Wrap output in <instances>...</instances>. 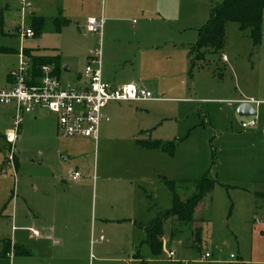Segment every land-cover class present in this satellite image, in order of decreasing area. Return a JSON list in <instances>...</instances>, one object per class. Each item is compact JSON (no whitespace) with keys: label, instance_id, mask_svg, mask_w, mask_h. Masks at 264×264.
<instances>
[{"label":"rangeland","instance_id":"rangeland-1","mask_svg":"<svg viewBox=\"0 0 264 264\" xmlns=\"http://www.w3.org/2000/svg\"><path fill=\"white\" fill-rule=\"evenodd\" d=\"M173 1L171 10L155 16L141 14L131 0H115V10L110 11L107 5L105 12L93 16L102 21L101 36L87 32L86 20L79 19L63 34L45 28L43 34L25 38L21 32L29 27L32 14L22 10L20 0H0V47L10 49L0 53V90L17 67L18 52L23 48L39 46L47 52V48H58L62 54L60 80L66 85L73 84L76 74L84 71L85 54L101 42L103 62L111 76L108 82L140 85L146 81L143 87L156 98L109 112V128L100 131L96 143L58 135L56 117L47 110L37 112V120L24 115L12 163L2 137L12 114H4L5 107L0 106V264H32L31 259L12 252L4 256L5 242H11V247L29 236L30 211L41 202L44 179L54 176L62 188L71 189L73 184L60 181L74 171L86 180V223L93 222V208L97 218L84 249L87 264H129L135 239L140 237L138 229L134 232L128 223L118 222L122 211L105 207L99 214L102 175L111 178L108 186L114 195L118 178H146L141 187L151 196L144 195L146 201L137 221L147 223L172 205L165 180L176 182L175 190L184 201L193 191L192 182L205 173L215 180V187L203 198L201 211L193 215L203 219L200 243H192L197 240L196 225L168 220L158 256L151 255L145 243H138L136 250L147 264H264V199L256 200L262 210L255 209L253 195L241 189L264 192V40L254 47L249 29L240 30L238 24L228 22L223 49L213 52L209 48L191 67L187 50L196 42L197 30L206 22L210 7L222 0ZM262 27L264 35V13ZM155 33L161 38L154 37ZM149 40L176 46L174 55L159 53V84L155 87L148 82L153 77L139 71L144 68L142 57H133L138 42L147 45ZM165 60L169 66L164 65ZM64 65L69 72H64ZM234 100H249L256 114L239 116ZM250 121L254 125L242 127ZM148 135L175 145L173 157L164 155V160H157L160 172L146 164L150 161L147 151L136 143ZM63 155L68 159L61 162ZM169 251H173L172 257ZM205 253L209 257L203 259ZM135 260L131 264H141Z\"/></svg>","mask_w":264,"mask_h":264},{"label":"crops","instance_id":"crops-1","mask_svg":"<svg viewBox=\"0 0 264 264\" xmlns=\"http://www.w3.org/2000/svg\"><path fill=\"white\" fill-rule=\"evenodd\" d=\"M22 1L28 2L30 4V8L27 12L32 14L31 17L36 16V17L45 18L46 24L43 31L40 34H43V32H45V28H47L46 29L47 31H52V27H49L48 23L51 24V20L54 18L59 17V18L69 19L71 21L70 25H73L76 24L75 22L76 20L81 19L87 21L88 18H94L93 16H95V14H98L100 12H105L106 10L105 7L107 5L109 6L110 11L115 10L114 9L115 0H26V1L20 0V4ZM131 1H133V3H135L139 7V9L141 10V14L151 12L155 16L164 15L165 12L171 10L174 7L173 0H131ZM102 2H103V8L101 9ZM212 6L210 7V9L212 8ZM67 27H64L58 33H55L53 31L52 32L55 33L56 35L63 34L65 28ZM154 37H157L158 39V37L160 36L158 33H155ZM263 40H264V35H262L260 44L263 43ZM138 46L139 48L134 52L133 57L134 59L136 56L142 57L144 68L140 67L139 71L140 73H144V75L147 74L152 76L153 78H150L148 82L152 87H155L159 84V81L157 80L158 78L156 79V77L159 75L158 70H160L158 66V62L156 61L157 58L159 57V53L163 54L165 52L166 54L174 55L176 51L175 48L176 46L173 43L170 44L167 42L165 43L160 41L151 43L150 40L147 45L142 41H140L138 42ZM191 46L192 45H190L187 50V58L189 60V63H190V56L188 55V52ZM24 49L29 50V54L31 56L53 57L59 55L60 66L62 64V56H61L62 54H60L61 51L58 48H50V49L47 48V50H49L48 52L46 51V48L40 49L39 46L37 47L34 46L31 48H23L21 51L23 52ZM20 52H18V55ZM101 52H102V48H101ZM87 55L88 53L85 54L84 57L86 63H87ZM222 55L225 56L223 52ZM101 60H102V78L106 82H108L107 79H110L111 76L107 71L106 63L103 62V53L101 56ZM165 62L167 64L164 65H168V66L170 65V62L168 60H165ZM63 68H66L64 69V72L70 71V68L66 65H64ZM82 76H83V71L77 73L76 76L73 78V80L75 81L74 83H79L81 81ZM59 77H60V72H59ZM138 82H140L139 79ZM145 82L146 81L140 82V85H138L137 83H131V84H135L141 88H145L143 87V85H146ZM110 84L123 85L130 83H119V84L110 83ZM7 86H8V75H7V84L5 87ZM154 100H156V98ZM234 102H236L237 105L242 102H247L251 104L249 100H234ZM138 103H142V102L109 103L103 110L104 114L108 117V120L103 121L101 123L99 127L97 140L99 138L100 131L102 130L103 132L107 128H109L108 125V123L110 122L109 114L113 112V110L115 111L117 109H120L122 105H129L127 107L130 108L131 105ZM3 107H5L3 109L4 114L6 113L10 115L12 114L10 107H6V106ZM38 117L39 114L37 113L32 115L33 120H37ZM8 128L9 127L5 128L3 130V133ZM147 139L157 140V139H151L150 135H148L147 138L138 139V140H147ZM138 146L141 149L147 151L146 152L148 154L147 158L150 159V161L146 164L147 165L150 164L151 168L155 172L157 171L160 172L159 167H157L156 165L157 160H164L165 157L164 155L166 156L169 155L158 149H145L142 148L140 145ZM74 172H78V171H74ZM73 173L70 174L67 180L61 179L60 181V184L62 185H66L67 182L73 184L74 188L71 189L62 188V186L58 184L57 178H55L54 176H48L44 179L45 185H44V190L42 192L41 202L38 206L32 207L33 209L32 211H30L31 225L30 227H28L29 236L22 237L21 239H19L18 242L21 243H17V242L14 243V245L22 246L23 248L28 249L30 251V255L18 256V257L31 259L30 261L32 264H87L84 249L87 243L89 233L93 231L95 225L94 223L97 218H95L96 217L95 208H93L92 209L93 222H91V224L86 223L85 212H87V209L89 208V197H87V194H85V189L87 188L86 180L82 178L81 175L77 180L75 181L72 180L71 176ZM145 179L146 178L144 177L133 178L129 176L118 178L117 182L119 183V185H118V189L115 191L116 195H114V191H112L110 186H108V183L111 182V178L107 175H102L103 187H102V193H100L99 214H101V211L104 212V210L107 209L108 207L116 208L123 212L122 215L123 217H121V219H117L118 222L128 223L129 225H131L134 232H136V229L140 231V235H139L140 237L137 238L138 241H136L137 239H135V243L133 245L134 258L127 260V263L129 264L136 261L135 259H138L141 264L142 261H144L140 253L136 250V248L138 243L139 244L145 243L144 240L146 235L144 228L154 218V217L151 218L147 223H143L142 221H137L138 212L143 207L144 201H146L144 195H146L147 198H150L151 196L149 192L143 190V188L141 187ZM90 188L92 190L93 186L90 185ZM241 189H243L248 193H251L254 197L253 203L255 205V209L262 210L263 205L262 206L257 205L256 200L264 199V192H262L259 189L251 191L245 187ZM44 206L46 207V209L43 208ZM99 216H100L99 218H102L101 215ZM99 220L102 221V219ZM33 231H36L38 234L35 235ZM172 237L173 236L171 233L170 238L172 239ZM200 241H201V237L199 236V241L197 242V245L200 243ZM64 250H65V256L63 257L62 255ZM32 260L36 262H32Z\"/></svg>","mask_w":264,"mask_h":264},{"label":"built area","instance_id":"built-area-1","mask_svg":"<svg viewBox=\"0 0 264 264\" xmlns=\"http://www.w3.org/2000/svg\"><path fill=\"white\" fill-rule=\"evenodd\" d=\"M23 11L29 10L28 2H21ZM85 29L101 36L102 21L88 18ZM25 38L34 37L31 28L21 32ZM101 42L99 47L87 55V63L79 83L63 85L54 66L43 64L33 66L31 57L19 53L17 67L8 74V86L0 90V106L10 107L12 120L10 127L3 133L9 147L8 161L14 162L16 140L24 115H33L47 110L56 117L57 133L61 137H82L97 141L99 127L108 117L103 110L109 103L144 102L154 100L152 93L135 84L112 85L102 78ZM223 56V60H225ZM254 125V121L242 123V127ZM80 177L74 172L72 180ZM35 235L38 233L33 231ZM163 241V238H162ZM173 256V251H169ZM205 253L203 259L208 258ZM232 257V256H231ZM187 264V263H185Z\"/></svg>","mask_w":264,"mask_h":264},{"label":"trees","instance_id":"trees-1","mask_svg":"<svg viewBox=\"0 0 264 264\" xmlns=\"http://www.w3.org/2000/svg\"><path fill=\"white\" fill-rule=\"evenodd\" d=\"M263 13L264 0H222L212 6L206 22L197 30V40L190 47L188 55L190 56V65H195V60L203 57L210 48L213 52L222 50L225 40V25L228 22L238 24L240 30L249 29L253 46H257L263 35ZM46 24L43 17L33 16L30 18L29 27L33 30L34 35L40 34ZM71 24L66 18H54L51 20L52 31L60 32L64 27ZM10 52V49L0 47V53ZM27 56L31 57L33 66L40 67L43 64H51L54 66L55 73L60 71V56L40 57L31 56L29 50L23 51ZM137 144L145 149H158L173 157L175 153V145L173 142H162L160 140H136ZM172 194V205L169 208L161 209L157 215L145 226V240L150 252L153 256H158L163 244V226L168 220L171 222H181L194 224V235L197 240H193V244L197 246L201 227L199 223L203 219L195 220L194 213L201 210L203 198L212 192L215 187V180L210 179L205 173L199 180L193 181V191L186 200H181L175 190V181L165 180ZM10 252L14 256H28L30 251L18 245H11L5 242L3 255L7 256ZM142 264H147L142 261Z\"/></svg>","mask_w":264,"mask_h":264},{"label":"water","instance_id":"water-1","mask_svg":"<svg viewBox=\"0 0 264 264\" xmlns=\"http://www.w3.org/2000/svg\"><path fill=\"white\" fill-rule=\"evenodd\" d=\"M64 69H66V68H64ZM236 111H237V114L241 117L254 116L256 114L255 110L247 102H242V103L238 104ZM66 159L67 158L65 156H61L62 162L66 161Z\"/></svg>","mask_w":264,"mask_h":264}]
</instances>
